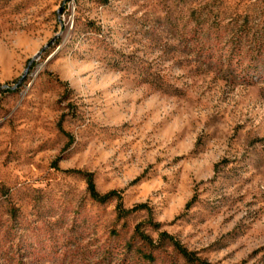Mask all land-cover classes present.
Wrapping results in <instances>:
<instances>
[{"label":"rangeland","instance_id":"rangeland-1","mask_svg":"<svg viewBox=\"0 0 264 264\" xmlns=\"http://www.w3.org/2000/svg\"><path fill=\"white\" fill-rule=\"evenodd\" d=\"M263 45L264 0H0V264H264Z\"/></svg>","mask_w":264,"mask_h":264},{"label":"trees","instance_id":"trees-1","mask_svg":"<svg viewBox=\"0 0 264 264\" xmlns=\"http://www.w3.org/2000/svg\"><path fill=\"white\" fill-rule=\"evenodd\" d=\"M236 37L238 36L235 35ZM196 39V38H195ZM234 40L232 41L233 44H235L234 46V55L235 54H239L241 53L242 47H241V38L237 37L236 39L233 38ZM264 47L261 46V49ZM235 56H231L229 58L230 61H233ZM85 180L87 181V185H88V191L90 194V197L93 201L100 203V204H104L107 203L109 201L112 200H116L117 201V206H116V210L118 213V217L119 218H125L128 217L136 212L139 211H144L147 210L149 211V213H151V209L149 208V206L147 204H141L138 206H135L131 209H126L124 207L123 204V198L122 195L116 191H112L110 193L107 194H101L98 192L96 185H95V181L93 176L90 175H85ZM155 228H159L160 224H154L153 225ZM136 235L139 236V238L144 241L145 243H148L149 245L155 246L154 241L152 240V238H150L149 236H147L146 234H144L143 232H141L140 227L136 228ZM161 237V242H165L168 241L172 247L189 263H198V264H205L203 262H201L198 258H195L194 254L189 252L179 241H177L172 235H170L167 232H162L160 234ZM143 257L147 260H153L154 257L152 255H143Z\"/></svg>","mask_w":264,"mask_h":264},{"label":"water","instance_id":"water-1","mask_svg":"<svg viewBox=\"0 0 264 264\" xmlns=\"http://www.w3.org/2000/svg\"><path fill=\"white\" fill-rule=\"evenodd\" d=\"M61 12H62V10L59 11V13H61ZM43 51H44V50H42L41 52H39V53L35 56V58L32 59V60L29 62L28 67H27V69H26L24 75L20 78L18 84H20V83H22V82L24 81V79H25V78L27 77V75L29 74V71H30L31 66H32V64L34 63L35 59L38 58V57L43 53Z\"/></svg>","mask_w":264,"mask_h":264}]
</instances>
